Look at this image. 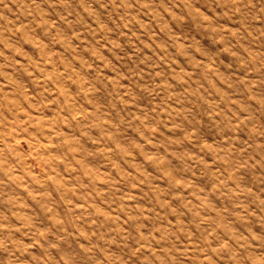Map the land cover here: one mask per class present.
Listing matches in <instances>:
<instances>
[{
	"label": "rangeland",
	"instance_id": "1",
	"mask_svg": "<svg viewBox=\"0 0 264 264\" xmlns=\"http://www.w3.org/2000/svg\"><path fill=\"white\" fill-rule=\"evenodd\" d=\"M0 264H264V0H0Z\"/></svg>",
	"mask_w": 264,
	"mask_h": 264
}]
</instances>
